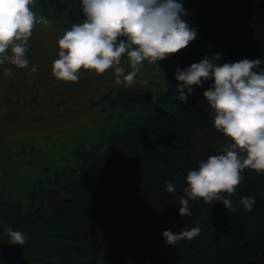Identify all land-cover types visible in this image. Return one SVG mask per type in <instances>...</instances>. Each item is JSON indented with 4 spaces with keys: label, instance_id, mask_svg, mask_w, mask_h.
Segmentation results:
<instances>
[{
    "label": "trees",
    "instance_id": "trees-1",
    "mask_svg": "<svg viewBox=\"0 0 264 264\" xmlns=\"http://www.w3.org/2000/svg\"><path fill=\"white\" fill-rule=\"evenodd\" d=\"M184 8L198 37L159 61L176 85V69L206 54L223 52L221 63L264 60V0H184ZM211 83L194 86L187 103L175 96L142 105L105 147L65 156L70 162L57 173L42 172L44 183L33 182L34 193L20 190L11 203L0 201V264H264V173L243 169L236 192L221 194L233 201L228 209L221 200L197 198L190 216L179 214L189 169L228 140L203 95ZM57 175L59 184L49 180ZM244 195L256 197L251 210L239 203ZM18 204L24 207L16 218L4 215ZM197 222L202 231L191 240L168 244L162 235ZM6 226L26 233L24 243H11Z\"/></svg>",
    "mask_w": 264,
    "mask_h": 264
},
{
    "label": "clouds",
    "instance_id": "clouds-1",
    "mask_svg": "<svg viewBox=\"0 0 264 264\" xmlns=\"http://www.w3.org/2000/svg\"><path fill=\"white\" fill-rule=\"evenodd\" d=\"M35 0H0V65L8 62L28 67L29 38L37 22L49 25L46 16L32 10ZM84 18L74 22L58 38V58L53 61L54 76L76 82L81 70L103 74L113 69L115 82L131 86L145 60L156 63L177 53L198 37V27L186 18L184 0H80ZM223 52L206 54L199 61L177 68L179 83L174 93L187 103L194 86L212 81L203 95L210 107L215 128L228 138L221 151L199 162L186 175L185 195L179 197L181 216L191 215L190 200L202 198L223 201L228 209L233 201L222 193H235L243 179L242 170L264 173V60L242 58L223 62ZM131 70L126 71L122 58ZM36 65L30 71L35 72ZM5 68L3 75L11 74ZM175 184L166 182L170 192ZM256 197L244 195L239 203L251 210ZM11 243H24L26 233L5 227ZM202 231L199 222L179 231L163 230L168 244L191 240Z\"/></svg>",
    "mask_w": 264,
    "mask_h": 264
},
{
    "label": "rangeland",
    "instance_id": "rangeland-1",
    "mask_svg": "<svg viewBox=\"0 0 264 264\" xmlns=\"http://www.w3.org/2000/svg\"><path fill=\"white\" fill-rule=\"evenodd\" d=\"M44 1L35 0L30 5L37 17L46 16L50 24H35L26 53L30 61L28 67L18 68L8 62L0 65V78L4 77L3 82L0 80V190L6 195L0 197V201L4 203H11L20 190L34 193L33 182L44 183L41 173L58 171L68 160L65 156L72 157L81 150L98 151L105 147L112 131L127 124L132 116L140 115L142 105L143 108H150L153 106L152 100L155 105H162L164 100L174 98L177 90L172 76L159 62L149 63L145 60L136 82L131 86L117 84L111 68L103 74L82 69L79 79L82 87L78 90L81 96L70 106L71 110L50 111L38 107V111L33 113L35 106L31 105V114L22 116L14 110L23 107L17 105V101L5 106L6 101L2 98L3 95L8 97L5 93L7 87L15 89L24 86V79H30L31 84L43 90L47 86L42 80L57 79L52 68L53 61L58 58V38L74 22L84 18L80 0ZM77 2L78 16L74 6ZM32 65L37 66L35 72L30 71ZM122 65L126 71L131 70L126 56L122 58ZM9 67L11 74L3 75L4 69ZM52 158L57 159H54L56 165L51 163ZM56 166L58 169H55ZM49 180L59 184L61 177L57 175ZM25 202L29 203L30 198L27 197ZM17 206L19 209H6L4 215L16 218L17 211L24 207L21 208L20 204Z\"/></svg>",
    "mask_w": 264,
    "mask_h": 264
},
{
    "label": "flooded vegetation",
    "instance_id": "flooded-vegetation-1",
    "mask_svg": "<svg viewBox=\"0 0 264 264\" xmlns=\"http://www.w3.org/2000/svg\"><path fill=\"white\" fill-rule=\"evenodd\" d=\"M3 79L4 77L0 78L2 82ZM24 80H26L24 86H18L15 87V89L12 86L7 87V89H5V93H7L8 97L3 95L2 98L6 101L5 106H10V103L13 101H17V105L23 106L21 108L14 109L17 114L22 116L31 114V112H29V110L33 108L31 105L35 106V109L33 111L31 110L33 113L35 110L38 111V107L44 109L54 105V110L59 109L62 112L71 110L70 106H73L78 97L81 96V91L75 90L76 87H82V84L79 82V80L74 84L72 82H64L58 79H45L42 80V82H44L47 87H45L43 90L31 84L29 81L30 79ZM37 83L39 84L40 81ZM28 98L34 99L28 100Z\"/></svg>",
    "mask_w": 264,
    "mask_h": 264
}]
</instances>
